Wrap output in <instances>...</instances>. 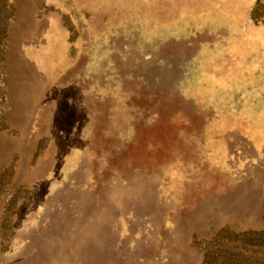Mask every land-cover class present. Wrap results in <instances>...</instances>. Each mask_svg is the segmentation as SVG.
<instances>
[{
	"label": "rangeland",
	"instance_id": "obj_1",
	"mask_svg": "<svg viewBox=\"0 0 264 264\" xmlns=\"http://www.w3.org/2000/svg\"><path fill=\"white\" fill-rule=\"evenodd\" d=\"M256 1H15L0 264H200L264 228Z\"/></svg>",
	"mask_w": 264,
	"mask_h": 264
},
{
	"label": "trees",
	"instance_id": "obj_2",
	"mask_svg": "<svg viewBox=\"0 0 264 264\" xmlns=\"http://www.w3.org/2000/svg\"><path fill=\"white\" fill-rule=\"evenodd\" d=\"M16 0H0V130L7 127L8 97L4 93V78L8 49V32L12 20L15 18ZM264 2L257 0L252 8V16L257 18L261 14ZM230 226L219 228L211 238V241L202 244L203 259L200 264H214L216 253L222 264H264V228L259 230H244L234 232ZM223 233L232 236L227 240ZM224 242H226L224 244ZM224 244V245H223Z\"/></svg>",
	"mask_w": 264,
	"mask_h": 264
},
{
	"label": "crops",
	"instance_id": "obj_3",
	"mask_svg": "<svg viewBox=\"0 0 264 264\" xmlns=\"http://www.w3.org/2000/svg\"><path fill=\"white\" fill-rule=\"evenodd\" d=\"M7 114V113H6ZM9 118V116L7 115V119ZM7 123H9V120L7 121Z\"/></svg>",
	"mask_w": 264,
	"mask_h": 264
}]
</instances>
